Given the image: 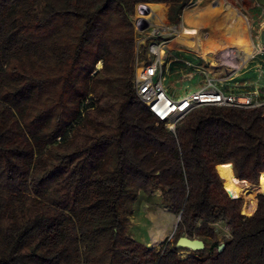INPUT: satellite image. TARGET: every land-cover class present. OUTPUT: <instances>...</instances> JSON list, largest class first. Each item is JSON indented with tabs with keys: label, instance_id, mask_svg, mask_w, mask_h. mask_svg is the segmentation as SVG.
<instances>
[{
	"label": "trees",
	"instance_id": "trees-1",
	"mask_svg": "<svg viewBox=\"0 0 264 264\" xmlns=\"http://www.w3.org/2000/svg\"><path fill=\"white\" fill-rule=\"evenodd\" d=\"M188 1L0 0V264H264V196L244 217L225 190L264 172V106L172 133L134 90L136 5L174 24ZM154 189L181 213L159 252L126 232Z\"/></svg>",
	"mask_w": 264,
	"mask_h": 264
},
{
	"label": "rangeland",
	"instance_id": "rangeland-1",
	"mask_svg": "<svg viewBox=\"0 0 264 264\" xmlns=\"http://www.w3.org/2000/svg\"><path fill=\"white\" fill-rule=\"evenodd\" d=\"M205 1L214 2L216 0H189L187 4L188 6L186 5L185 8H190L197 4H203ZM256 2L259 3V5L264 6V0H256ZM256 2H254V0H250V3H248L249 7H253V10L250 11V15L253 17V19L260 17V11H257V7H255V5L257 4ZM223 3L232 12L238 13L241 11L240 5L235 4V0H223ZM163 8L164 12L162 11V14L153 11L147 12L146 14H140L135 9L134 15L131 18V23L134 28L135 54L138 53L139 59H145L144 61H148V56L146 55L148 52V42L141 44V41L139 40L142 38L143 34H140L139 29L137 28L138 20L144 19L147 23H154L160 26L172 27V35L170 36L172 40L170 41V43L167 44V48L165 49L163 56V70L165 72V83L167 85L168 91L170 92L169 94L172 95L174 98L178 99L192 93L199 86H202L204 82V76H202L201 74L199 75L196 72L198 69L202 68L207 74H209V76L212 75L219 80H225L227 82L229 79H227L225 75H228V73L219 72L217 69L219 66H221L224 61H229L238 55H242H231L230 53L234 47L236 48L238 41L242 40V38L244 39L246 36L245 33H243L244 30L241 28L242 25L239 22L231 25V19L229 20V18H225L224 24L228 27L225 30H221L222 34L224 35L222 36L223 39L219 40V42L214 46L215 48H222L227 43L229 46L227 45L228 47L226 48L230 50V54L228 53L229 55L227 56V58H225L226 56L223 52H217L215 54L207 53L206 57L203 58L198 53L191 51V49L185 48L179 45L178 43L173 42V40L177 36L174 27L178 28L179 24L182 22V12L177 22L171 24L168 18H166V10L168 13L169 6H165ZM244 8L245 10H247L246 7ZM149 13L155 15V21L145 18L146 15H148ZM220 17L222 18L223 15H220ZM247 22L249 23V26H251L249 30V38L252 40L253 45L257 47V41L260 40L259 35L260 33L262 34V31L260 32L261 27L259 21H255L253 23L249 19H247ZM213 31L214 30L209 27L204 31V33L208 37L210 36L209 38L217 40L215 38V31ZM138 41L140 42L138 43ZM249 52L250 51H247L246 54H248ZM184 61L187 62L185 63ZM101 66L102 64L98 63L96 69H100ZM238 74L240 75L237 77H231L229 84L223 81L222 84H224L221 86V88L228 93H235L241 97L246 96L247 92H249L245 91L244 88L246 87L253 88L257 86L260 89H264V54L260 53L254 59L249 60L247 64L243 68H241ZM262 173H260L259 181L256 184H252L246 181H236L241 184L239 187L240 189H238V193H240L241 191L240 194L236 195L230 193L228 190V187L230 185L225 188L229 197L239 198L242 201L243 207L241 206V211L242 214L246 217L253 214L256 208V202L258 198L257 196L264 195V193H258L255 195V206L251 212L249 210L243 211L246 203L245 195L243 194L245 193L246 196L252 197V191L254 190V188L257 187L259 184L264 183V174ZM231 177L233 178V180H235V177L232 172ZM223 181L226 183L225 179H223ZM248 191L250 192L247 193ZM157 216L162 219L163 216H166V218L164 219L166 228L163 225L164 222H159V217ZM176 220L177 214L167 208V206L162 202V193L157 189H154L149 196H145L142 194L138 195L136 201L132 205V209L129 215V225L127 227L126 232L133 239L143 243L150 249H153L155 252H159L161 247L167 241L171 240L170 235L174 230ZM213 228L216 231L219 240L222 236L229 237L230 235L229 226L225 223L219 222L217 224H214ZM190 255V252L184 251L180 253V257L182 259H185Z\"/></svg>",
	"mask_w": 264,
	"mask_h": 264
},
{
	"label": "built area",
	"instance_id": "built-area-1",
	"mask_svg": "<svg viewBox=\"0 0 264 264\" xmlns=\"http://www.w3.org/2000/svg\"><path fill=\"white\" fill-rule=\"evenodd\" d=\"M259 9L260 32L262 31L264 34V6L259 5ZM172 30V27L148 23L146 29L139 30L140 34H143L139 39L141 44L148 42L146 54L148 61L139 59L138 53L135 54L134 90L138 99L146 105L158 123H163L166 129L174 133L180 122L191 112L201 107L251 109L264 106V95L260 96L258 91H253L243 97L235 93H228L221 88L224 84L222 82L225 80L209 76L203 68L196 71L197 74L204 76L202 86L178 99L170 95L165 83L163 56L167 44L172 40L170 38ZM262 34L259 35L260 44L257 41L259 54H264V35Z\"/></svg>",
	"mask_w": 264,
	"mask_h": 264
},
{
	"label": "bare ground",
	"instance_id": "bare-ground-1",
	"mask_svg": "<svg viewBox=\"0 0 264 264\" xmlns=\"http://www.w3.org/2000/svg\"><path fill=\"white\" fill-rule=\"evenodd\" d=\"M220 15H223V17L221 18ZM145 18L155 21V15L152 13H149L148 15H146ZM225 18L226 19L229 18V20L231 19V22H232L231 25L239 22L242 25L241 28L244 30L243 33H245V35H246L244 39L242 38V40L238 41L236 48L234 47L231 50V52H230L231 55L243 54V53H247V51H250L249 53H251V54L259 52L257 47L255 45H253L252 40L249 38V30H250L251 26H249V23L246 21L245 17L241 13V11L238 13L230 11L224 5L223 0H216L214 2L205 1L203 4H197V5L190 7V8H188V7L184 8L182 10V22L179 24L178 28L174 27V30L177 33L176 34L177 36L175 37L173 42H176L181 46H186V44L188 46L191 45L190 40H187L186 44H185V39L182 38L183 35L185 33H187V31H188L184 27V25H187L189 27H192L196 33L195 45L192 44V46H195L194 48H196L195 49L196 51H198L201 55H204L205 57H206L207 53L215 54L217 52H223L224 55L226 56L225 58H227V56L230 54L229 53L230 50L228 48H226L229 46L227 43L222 48H215V46H214L219 42V40L223 39L222 36H224V35L222 34L221 30H225L228 27V26H225V24H224ZM209 27L215 31V32L214 31L213 32L215 33V38L217 40L209 38L210 36L208 37L204 33V31ZM262 35H264V34H262ZM229 48H231V47H229ZM214 56H216V55H214ZM99 66H100V64H99ZM240 185H241L240 183H234V184L230 185L228 187L229 192L232 194H236V195L240 194L241 191H240V193H238L239 192L238 189H240L239 188ZM249 192L250 191H248L247 193H249ZM252 193H253L252 197L246 196L245 193L243 194V195H245V200H246L245 208L243 209V211L244 210H249L250 212L252 211V209L255 206V201H254L255 195L258 193H264V183L259 184L257 187H255L254 190L252 191Z\"/></svg>",
	"mask_w": 264,
	"mask_h": 264
},
{
	"label": "crops",
	"instance_id": "crops-1",
	"mask_svg": "<svg viewBox=\"0 0 264 264\" xmlns=\"http://www.w3.org/2000/svg\"><path fill=\"white\" fill-rule=\"evenodd\" d=\"M254 2H256V0H254ZM248 3H250V0H235V4L240 5V9L242 11L243 16L245 15L244 17H245L246 21H247V19H249L253 23L255 21H259V17H257L256 19H253V17L250 15V11L253 10V7H249V4ZM167 6H169V5L167 4ZM244 7H246L247 10H245ZM255 7H257V11H260V9H259V3H257L255 5ZM166 18H167V10H166ZM259 23H260V21H259ZM184 27L188 31H187V33H185L183 35L182 38L185 39V44H186V41L187 40H190L191 41V45L188 46L186 44V46H183V47L191 49V51L198 53L200 56H202L204 58L205 56L204 55H201L198 51L195 50L194 46H192V44L195 45V38H196V33H195L194 29L192 27L187 26V25H184ZM260 41H261V38L258 41L259 44H260ZM258 54H259V52H256V53H253V54H251V53L246 54L245 53V54H242V55H238V56L234 57L233 59H231L229 61H224L221 64V66L218 67L217 70L219 72H222V73H228V75H225V76L227 77V79H229L226 82V83L229 84L230 83L229 81L231 80V77L233 78V77L239 76L240 74H238V73L241 70V68H243L247 64V62L249 60L254 59ZM184 62L186 63L187 61H184ZM244 89H245V91H249V92H247V94H250L253 91H258V93H259L260 96L261 95H264V89H260L257 86H255L253 88L252 87H246ZM237 183H239V182H237ZM230 185H232V184H230ZM157 217H159V216H157ZM165 218H166V216H163V219L159 217L158 220H159V222L163 221L164 222L163 225L166 228V224H165V221H164Z\"/></svg>",
	"mask_w": 264,
	"mask_h": 264
},
{
	"label": "water",
	"instance_id": "water-1",
	"mask_svg": "<svg viewBox=\"0 0 264 264\" xmlns=\"http://www.w3.org/2000/svg\"><path fill=\"white\" fill-rule=\"evenodd\" d=\"M147 5L148 4H138V5H136L135 9L140 14H146L147 11H148ZM147 26H148V23L146 22V20H144V19L138 20V22H137V28L139 30H144V29L147 28ZM216 167H215V170H216ZM216 173H217V171H216ZM260 196H264V195H260ZM232 199H236V198H232ZM242 207H243V203H242ZM242 207H241V209H242ZM180 215H181V213L177 214V220H176V223L174 225V230L171 233L170 237L173 236V234H174V232H175V230L177 228V224H178V221L180 219ZM243 216L246 217L245 215H243ZM176 247L188 249V250H191V251H198V250H202L204 248V244H203V242L201 240H198V239H195V238L191 239V238H188L186 236H183V237H180L176 241ZM221 248H222V245L219 247V249L217 250V252H219Z\"/></svg>",
	"mask_w": 264,
	"mask_h": 264
}]
</instances>
